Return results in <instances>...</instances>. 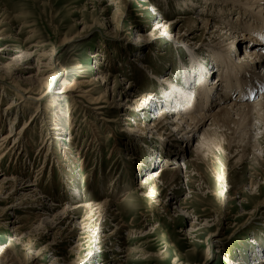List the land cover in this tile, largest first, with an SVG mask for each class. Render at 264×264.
<instances>
[{
  "label": "rangeland",
  "instance_id": "374dc122",
  "mask_svg": "<svg viewBox=\"0 0 264 264\" xmlns=\"http://www.w3.org/2000/svg\"><path fill=\"white\" fill-rule=\"evenodd\" d=\"M203 4L204 0H0V136L28 126L14 149L10 150L13 141L0 148L12 151L0 163V182L29 181L40 202L57 206L47 213L48 221L43 217L47 223L36 224L28 217L30 200L5 199L14 181L0 188V264H55L58 259L59 264H264V208L255 209L264 204V154L256 157L247 151L238 162L241 153L235 154L225 140L223 149L213 146L211 154H196L210 121L190 142L169 127L161 138L148 127L130 135L122 130L124 116L111 108L114 97L118 102L132 83L136 97H151L140 113H146L145 119L135 118L132 126H150L156 121L153 116L157 118L151 102L164 101L166 84L186 89V74H192L193 67L189 48L201 51V66L216 71L208 75L207 85L228 83H217L221 63L210 53L207 45L212 41L202 36L201 24L193 30L194 39L178 35L179 28L190 26L186 22L171 33L165 31L178 16L188 22H220V10L211 2ZM237 11L241 10L233 7L229 12L235 28L264 17L262 10L240 19ZM258 33L262 35H253L257 38ZM243 52H233L234 59ZM96 53L100 57L93 59ZM194 68L190 90L197 94L199 68ZM99 69L110 75L106 87H85ZM70 87L88 89L95 98L103 95L108 100L105 115L83 113L76 98L69 96ZM20 98H26L23 105L6 109ZM172 99L165 100L174 107ZM258 99L255 95L250 102ZM79 101L88 106L86 100ZM246 127H239V132ZM252 130L253 135L261 134L264 127ZM178 167L180 174H174ZM99 205L103 207L96 208ZM20 225V232L13 231ZM111 232L114 236L107 239ZM113 239L116 246L110 244Z\"/></svg>",
  "mask_w": 264,
  "mask_h": 264
},
{
  "label": "bare ground",
  "instance_id": "6f19581e",
  "mask_svg": "<svg viewBox=\"0 0 264 264\" xmlns=\"http://www.w3.org/2000/svg\"><path fill=\"white\" fill-rule=\"evenodd\" d=\"M213 1L215 0H204V4L202 6H208L209 2L212 3L211 4L212 7L216 6L220 10V13L216 15L219 18V20L217 21L220 22H216L214 25H211V20L209 19L205 20V18L204 19L199 18L198 21L191 20L192 22L191 21L188 22V19L185 16H178L176 21L168 25L165 31L169 32L168 30H170L171 33L176 27H179L181 23L186 22L187 25L190 24V26L185 28L183 31H181L179 28L178 35L182 34L183 35V37L181 36L182 39H187L194 33L193 30H195V28H197V26L201 24L202 36L209 35V38L212 41V45L209 46L206 44L208 49L211 50L210 53L213 54V58L217 62L221 63L220 66L216 65L218 68L220 67L219 68L220 72L218 75L219 81L217 83L218 84L220 82L222 84L226 82L228 83L221 86V84L214 85L215 83L213 84L209 82V85H207L206 79L208 75H210L211 73H215L216 75V71L214 70L209 71L207 69L208 66H206V68L201 66L199 64L201 63V61L199 62V58H200L199 53H201V51L196 52L194 49L189 48L187 49L188 50L187 53L190 56V63L193 65V67L191 70L192 74L191 73L190 75H188V73L186 74V84H185L186 89L184 90L177 86H171L170 83L166 84L165 89L168 92L164 94V97L165 99H170L171 96H173L172 100H174L173 102H175V106L174 107L169 106L168 102L165 99L164 101H160L159 104L152 101L151 103L157 108L155 109V113L157 112V118L153 116L154 120L156 119V121H154L150 126H145V123L143 122H142L143 124L142 126L136 123L134 127L132 126L135 118L140 117L142 119H145L146 113H143L142 115L140 113L146 110L147 106L149 105V103L147 104V101L150 100L151 98L149 97L148 99H145L140 95L136 97L135 93L131 91L133 87L132 83L129 84L128 91H125L126 90L125 89L123 93L119 94L121 98L118 102L115 101V97H114L113 99L114 104L113 106H111V108H116V110L120 112L121 116H124L122 122H124L125 124L123 125L124 128L122 130L123 132H127L130 135L145 132L144 128L148 127V129H150L152 132L155 131V133H158V136L161 138V136H163V132L166 131V129L169 127L171 132L172 131L176 132V135H178L181 139L190 142V140H192V138L195 137L196 133L200 130V128L210 121L207 130L204 131L200 141L196 146V150H195L196 154L198 155L199 154L207 155L209 153L211 154L210 151L213 146H217V148L223 149L222 140H225V142H227V146L229 149H236L234 150L235 154L239 152L241 153V156L238 159V162H240L243 159V157L246 156L247 151H250L256 157L264 154V147L262 146L261 141L259 139V137L262 136V133L264 132L261 131L262 132L261 134L258 132L257 134L255 133V135L252 134L253 131L252 129L257 128L258 131H260L263 130L264 127V93H263L264 92V55L255 50L256 48L258 51L264 53V29L262 27V25H264V17L262 16L253 17L254 23L252 24L251 23L247 24L248 22L240 23L242 28L241 26L235 28L233 23L230 22L231 19L229 17L230 14L232 13L233 7L234 9L237 8V10L243 11V12L237 11V13H239L237 17H239L240 19L248 18L250 14L255 15L261 13L262 10H264V0H220L219 3H214ZM216 1L218 2V0ZM226 2H229V4L234 6H227L226 4H224ZM236 2L238 3V5L235 4ZM254 2L256 3L262 2L263 4L261 3L262 5L255 6L256 7L255 8L252 7V5L250 4ZM194 5L195 4L192 3V6ZM206 16L208 17L210 16L212 20L213 19L215 20L214 15L212 16L209 14ZM193 24L195 27L193 26ZM240 28H241L240 32L235 30V29L238 30ZM247 28L249 29V31H246ZM228 32H229V36H227ZM241 32L244 33L240 35L242 36L243 39L242 38L240 39V36L237 35V33H241ZM254 32L262 33V35L258 33L259 35L257 38L259 40L253 35ZM2 35L3 34H0V37ZM194 37L195 36L192 35V37L190 38L194 39ZM1 39L5 40V37ZM244 44L245 46H243ZM242 48L244 49L242 57H238L237 60L234 59L233 52L239 51ZM91 57L93 59H96L100 57V54L96 53L91 55ZM194 67H196L197 69L199 68L197 87H199L200 89L197 92V94L193 92V90H190L191 83L194 78L193 73L196 70ZM142 68L145 69L146 67L143 66ZM109 77L110 75L108 74L105 75L99 69L97 71V75L87 85L84 86L88 87L93 85L94 88H99L102 86L106 87L109 81ZM209 78L210 76L208 77V79ZM233 78L235 79L234 82L231 81V79ZM166 80L168 79H165V81ZM125 81L126 80L124 79V82ZM117 82L118 80L115 79L113 91H115ZM74 88L76 87H70V89H68L67 92L69 96L76 98L75 99L76 104L77 105L80 104L82 106L81 111H83V113L85 112L86 115L89 114L91 115V113L100 116L105 115L104 112L107 110L108 106H104V104L107 103L108 100H105L106 98L103 95L95 98L94 93H92V91L88 89L76 90ZM224 89H227L229 91L227 90L225 91ZM17 92L19 95H21L20 97L24 98L23 96L24 93L22 91L18 90ZM113 94L115 95L116 92H114ZM196 95L200 97L198 101L195 99ZM236 95H238V97ZM255 95H258L259 99L257 101L250 102L253 100V97ZM138 98L140 99L137 100ZM81 99L84 101L86 100L88 102V106L83 105L84 103L82 101H79ZM20 100L17 101L13 99V101L10 102L11 104L8 105L6 109L9 111H13L12 109L19 108L20 104L22 105L24 104L26 98L25 99L20 98ZM214 107L216 109L218 108V110L216 112L211 113V111L215 109ZM128 110L133 111L135 113H128L127 112ZM169 113H174V114H171L172 117H169L170 115ZM84 121H87L86 117H84L83 122ZM104 121L110 122L112 124H118L117 123L118 121L107 120V119ZM2 123H3V116L0 112V124ZM53 124L55 125V123ZM90 124L93 127L97 128L96 124L94 125L92 122ZM13 126L15 127V125ZM246 126H248L249 129L247 131L241 130L242 132L241 134V132H239L240 130L239 127L240 128L242 127L244 129L247 128ZM27 127L24 125L18 131L14 128H11L10 131L2 134L0 136L1 139L0 148L1 149L6 148V145H8L10 142L13 141V145H12L13 147H11L10 150L14 149L17 146V144L20 143V140L24 135L22 134V132L24 133V131L28 129ZM108 128L110 130L112 129L111 127ZM50 130H61V129L59 127V129L51 128ZM238 132L241 134L240 136ZM112 133H110L108 136L111 137ZM172 135H173L172 133H169V136ZM72 140H73V136H71L67 142L71 143ZM108 142L109 141H106V143ZM160 143L162 145H166L165 142L163 141L162 142L160 141ZM1 149H0V163H3L4 158H6L9 153L12 154L11 153L12 151L10 150L5 151ZM173 170H174V174H180L179 172L181 171V168L178 167ZM13 181H14L13 183L14 186L13 188L10 189L11 191L6 194L5 199H14V200L17 199L19 201L30 200V203L28 202L30 206L29 207L30 211H28L29 219L33 220L34 223L36 224L37 222L38 224H40L39 222H42L43 224V222L48 221L47 220L48 218H45L46 215L48 216L47 213H52L53 211H55V209H57V206L50 204L46 200H45L46 203L40 202L41 200L37 199L38 197L37 191L34 190L33 188L34 185L29 181L24 182L15 178L14 179L4 178V180L0 182V188L3 190V188L5 189L7 185L11 186V182ZM18 186L20 189H17ZM15 206L10 208L15 209L16 208ZM88 207L95 208V206L92 205H89ZM97 207L101 208L103 206L99 205L96 206V208ZM260 207L264 208V204L262 203L258 205L255 209L257 210ZM76 209H78V207ZM43 217L45 218L46 221H44ZM22 228L23 226L21 225L16 226L13 228V231L20 232ZM75 235L76 233L72 231L71 233L72 238H75ZM113 236L114 235L111 232V234H109L106 238L111 239ZM110 241H111L110 244L114 246L115 240L113 239ZM214 242L216 244L219 243V241H213V244H215ZM113 250L114 249H112V251ZM60 261L61 259L56 260L55 264H59ZM119 261L120 260H118V262ZM230 264H239V263L238 262L234 263L230 261Z\"/></svg>",
  "mask_w": 264,
  "mask_h": 264
}]
</instances>
